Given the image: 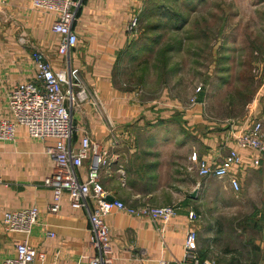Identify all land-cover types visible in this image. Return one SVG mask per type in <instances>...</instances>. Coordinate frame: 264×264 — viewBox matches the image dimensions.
Instances as JSON below:
<instances>
[{
  "label": "crops",
  "instance_id": "0c3cea01",
  "mask_svg": "<svg viewBox=\"0 0 264 264\" xmlns=\"http://www.w3.org/2000/svg\"><path fill=\"white\" fill-rule=\"evenodd\" d=\"M145 2L81 0L73 26L77 43L62 57L57 54L60 38L50 31L51 14L32 10L30 0H0V118L10 116L7 92L18 83L34 80V50L55 71L68 66L72 80L83 83L90 95V101L72 111L73 144L79 146L86 134L107 151L109 164L99 176L109 197L132 209L151 205L177 210L167 223L121 211L107 215L114 264H182L189 230L196 233V253L202 261L264 264V241L260 245L246 230L248 221L263 218L262 201L256 194L258 176L264 171L253 165L260 155L238 149L235 140L259 121L206 126L201 103L193 107L175 101L144 103L135 92L124 91L114 82L116 59L128 44L125 27ZM16 130L13 141H0V262L13 257L15 245L26 240L45 253L43 263L33 264H88L93 251L87 211L71 209L66 197L59 213L49 215L46 210L52 193L42 183L54 167L45 153L51 142L30 139L23 127ZM230 150L241 159L231 171L239 183L238 192L227 179L200 176L191 161L195 156L208 165L219 164ZM85 172L86 166L79 173L82 179ZM31 207L39 210V216L28 237L5 232V212ZM190 212L195 219L188 218ZM232 235L239 241H226Z\"/></svg>",
  "mask_w": 264,
  "mask_h": 264
},
{
  "label": "built area",
  "instance_id": "2783aa9c",
  "mask_svg": "<svg viewBox=\"0 0 264 264\" xmlns=\"http://www.w3.org/2000/svg\"><path fill=\"white\" fill-rule=\"evenodd\" d=\"M30 1L32 10L54 17L50 31L60 38L57 54L65 57L77 43L73 26L81 0ZM137 21L135 16L127 23L125 30L128 39L136 32ZM20 42L25 44V37H21ZM32 61L36 66L34 80L18 83L6 94L7 111L10 116L0 118V141H13L16 129L20 126L26 130L30 139L51 142L45 153L54 162V167L42 183V186L52 193L51 202L46 208L47 213L49 215L59 213L64 197L71 209L87 211L89 241L93 251L88 264H114L110 256L112 241L105 222L107 215L121 211L130 216H144L153 221L167 223L176 216L177 210L173 206L161 208L151 205L132 209L120 200L114 198L108 200L110 194L103 188L99 176L101 168L109 164L107 151L86 134L80 138L79 146L73 144L72 111L78 105L90 101L85 85L72 80V72L68 66L55 71L38 50L33 51ZM200 91V87L196 88V97L189 101V107L198 103L197 95ZM235 140L238 149H250L260 155L253 161V165L261 166L264 171L262 124L255 122ZM191 161L196 165L200 176L227 179L230 188L235 192L240 190L239 183L231 172L241 162L235 150H230L219 164L208 165L195 156H191ZM85 166L86 177L82 179L79 173ZM38 216L39 210L35 207L8 211L3 215L2 227L5 232L24 234L28 237L38 221ZM188 218L195 219V216L190 212ZM48 236L53 237L50 233ZM184 238V255L181 263L210 264L207 260L202 261L196 253V233L189 230ZM45 259L44 252L37 251L26 240H22L15 245L14 256L6 258L0 264H33L35 261L43 263ZM158 264L171 263L159 261Z\"/></svg>",
  "mask_w": 264,
  "mask_h": 264
},
{
  "label": "rangeland",
  "instance_id": "374dc122",
  "mask_svg": "<svg viewBox=\"0 0 264 264\" xmlns=\"http://www.w3.org/2000/svg\"><path fill=\"white\" fill-rule=\"evenodd\" d=\"M132 16L137 30L113 72L122 90L144 103L188 105L200 87L206 126L264 123V0H146ZM258 179L263 218L246 230L261 245L264 174Z\"/></svg>",
  "mask_w": 264,
  "mask_h": 264
},
{
  "label": "water",
  "instance_id": "95a60500",
  "mask_svg": "<svg viewBox=\"0 0 264 264\" xmlns=\"http://www.w3.org/2000/svg\"><path fill=\"white\" fill-rule=\"evenodd\" d=\"M196 197V192L191 195V198L194 199ZM108 200H111L110 197H108Z\"/></svg>",
  "mask_w": 264,
  "mask_h": 264
},
{
  "label": "trees",
  "instance_id": "16d2710c",
  "mask_svg": "<svg viewBox=\"0 0 264 264\" xmlns=\"http://www.w3.org/2000/svg\"><path fill=\"white\" fill-rule=\"evenodd\" d=\"M120 54H118V56H119ZM200 93V92H199ZM199 96H200V98H201V94H199ZM202 99V98H201Z\"/></svg>",
  "mask_w": 264,
  "mask_h": 264
}]
</instances>
